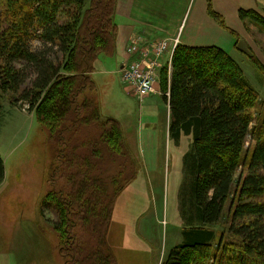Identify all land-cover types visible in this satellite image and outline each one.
Instances as JSON below:
<instances>
[{
    "label": "trees",
    "instance_id": "1",
    "mask_svg": "<svg viewBox=\"0 0 264 264\" xmlns=\"http://www.w3.org/2000/svg\"><path fill=\"white\" fill-rule=\"evenodd\" d=\"M116 8L117 0H0V114L8 95L45 133L51 162L39 215L55 214L45 222L64 264H117L108 241L113 210L136 176L123 130L102 116L91 78L96 60L115 52ZM239 18L264 30L255 12ZM158 75L169 139L191 138L187 227L161 264H264V102L219 47L177 44L170 72Z\"/></svg>",
    "mask_w": 264,
    "mask_h": 264
},
{
    "label": "rangeland",
    "instance_id": "2",
    "mask_svg": "<svg viewBox=\"0 0 264 264\" xmlns=\"http://www.w3.org/2000/svg\"><path fill=\"white\" fill-rule=\"evenodd\" d=\"M246 25L247 34L239 40L245 54L239 63L264 102V30L248 20ZM216 41L232 55L234 40L229 44L228 37L221 35ZM110 70L114 74L95 71L100 110L119 122L136 176L116 199L109 245L117 264H161L170 249L182 242L181 231L187 227L189 214L182 203L188 206L189 200L184 156L191 138H183L176 146L169 144L164 100L158 96L146 100L134 97L116 66ZM9 97L3 95L0 114V156L4 161L0 264H21L25 258L35 264L42 258L47 264H64L56 250V234L49 225L56 220L55 214L43 209L44 219L39 215L38 205L47 189L43 176L51 162L46 136L26 106L10 104ZM225 226L226 220L214 227L217 236L226 233Z\"/></svg>",
    "mask_w": 264,
    "mask_h": 264
},
{
    "label": "crops",
    "instance_id": "3",
    "mask_svg": "<svg viewBox=\"0 0 264 264\" xmlns=\"http://www.w3.org/2000/svg\"><path fill=\"white\" fill-rule=\"evenodd\" d=\"M209 8L224 20L225 28L220 27L211 18ZM240 11L255 12L264 19V0H117L115 23L118 33L115 52L110 57L101 55L94 63V71L91 74L95 84L96 100L99 102L97 82L94 78L96 70H100L105 75H112L114 71L110 69L116 66V71L121 77V71L128 63L135 58H141L140 51L149 54L155 42L162 39H177L178 44L187 47H219L216 39L221 35H226L229 44L234 40L232 55L221 47L219 48L235 59L239 65L242 64L245 53L239 47V40L246 36L245 33L247 34V20L239 18ZM133 40L139 42L136 56L126 53V48ZM245 46L249 47L248 43H245ZM172 53L171 51L162 56L160 71L166 67L168 73L170 72ZM128 87L133 95V89ZM154 96L162 98L166 105L165 137L169 140V144H173L168 136L169 108L167 101L162 96L159 75L155 83V94L144 99ZM183 138L186 137H182L179 143ZM173 146L176 145L173 144ZM45 263L47 264V261L42 258V261L37 264ZM21 264L35 263L32 259L25 258Z\"/></svg>",
    "mask_w": 264,
    "mask_h": 264
},
{
    "label": "built area",
    "instance_id": "4",
    "mask_svg": "<svg viewBox=\"0 0 264 264\" xmlns=\"http://www.w3.org/2000/svg\"><path fill=\"white\" fill-rule=\"evenodd\" d=\"M177 40H160L155 42L152 51L142 53L141 58H136L128 63L121 71L122 81L130 85L134 91V95L138 99L155 93V82L157 79V72L160 66V59L169 48H174ZM139 42L133 40L126 52L131 56H136Z\"/></svg>",
    "mask_w": 264,
    "mask_h": 264
}]
</instances>
